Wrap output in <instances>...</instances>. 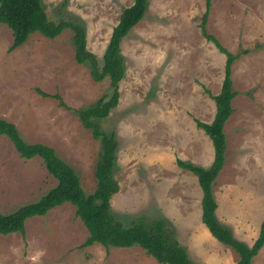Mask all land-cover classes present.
I'll use <instances>...</instances> for the list:
<instances>
[{"label":"rangeland","instance_id":"obj_1","mask_svg":"<svg viewBox=\"0 0 264 264\" xmlns=\"http://www.w3.org/2000/svg\"><path fill=\"white\" fill-rule=\"evenodd\" d=\"M41 2L50 20L84 27L86 48L100 65L112 28L133 0ZM205 3L148 0L120 43L124 76L117 104L96 121L117 142L113 213L125 224L165 220L194 264H235L237 252L201 221L196 176L177 163L208 167L214 156L195 120L213 118L226 55L203 35ZM205 29L234 55L237 91L223 127L224 163L212 184L215 215L235 239L251 245L264 216V0H210ZM73 36L70 28L53 39L33 32L10 51L12 32L0 23V119L14 125L12 135H0L1 213L35 202L57 183L41 157L20 155L13 137L51 147L86 193L96 187L101 143L77 110L108 99L110 80H93L89 65L77 62ZM87 236L74 205L65 202L27 219L23 233L0 234V264H161L139 246H83ZM251 264H264V245Z\"/></svg>","mask_w":264,"mask_h":264},{"label":"trees","instance_id":"obj_2","mask_svg":"<svg viewBox=\"0 0 264 264\" xmlns=\"http://www.w3.org/2000/svg\"><path fill=\"white\" fill-rule=\"evenodd\" d=\"M147 2L148 0H133L131 5L122 9L118 22L112 28L102 56V63L99 65L96 55L86 48V31L79 23L50 20L41 0H0V23L11 30L13 37L9 47L10 51L22 45L33 32H39L53 39L66 28H70L74 32L73 41L77 62L89 65L90 75L95 81L108 77L111 87L108 99H99L93 107L77 110L83 126L88 128L93 137L101 143L94 168L96 187L93 192H85L72 167L58 159L51 147L41 143H28L12 136L16 139L15 147L20 155L25 158L41 157L45 168L57 180V183L35 202L24 204L10 213L0 212L1 235L12 232L23 233L27 219L43 216L52 208L69 202L74 205L76 216L88 231L83 246H90L94 243H99L105 248L139 246L161 264H194L188 258L185 248L174 238L165 220H147L139 217L130 224H125L113 213L110 206L111 197L119 190L115 177L117 142L114 133L103 131L96 119L107 116L109 110L117 104L118 84L124 76L120 43L129 30L144 16ZM209 6L210 0H206L200 26L204 37L213 42L226 55V60L220 90L213 96L215 112L212 120L203 122L196 119L195 121L196 126L209 137L213 145L214 156L208 167L182 160H178L177 163L179 167L189 170L197 178L202 191L201 220L211 235L237 252L238 259L235 264H251L252 258L264 245V218L258 236L251 245H247L235 239L231 231L220 224L215 215L217 203L212 193V184L224 163L226 138L223 127L233 111L231 101L237 95V91L232 87L231 78L234 55L205 29ZM13 131L12 123L0 119V135L10 136Z\"/></svg>","mask_w":264,"mask_h":264},{"label":"crops","instance_id":"obj_3","mask_svg":"<svg viewBox=\"0 0 264 264\" xmlns=\"http://www.w3.org/2000/svg\"><path fill=\"white\" fill-rule=\"evenodd\" d=\"M222 203V202H221ZM221 203L219 202V205H221ZM218 206V205H217ZM217 208V207H216ZM201 212H202V210H201ZM263 218H264V216H263ZM183 219H187V217H185V218H183ZM191 220V219H190ZM202 221V220H201ZM187 222H188V220H187ZM262 222V221H261ZM261 222H260V225H261ZM203 223V222H202ZM188 224H189V222H188ZM201 224V223H200ZM190 225V229H191V223L189 224ZM259 229H260V226H259ZM193 231V230H192ZM206 231V230H205ZM259 233V232H258ZM218 241V240H217ZM219 242V241H218ZM221 243V242H220ZM218 244V243H217ZM219 245V244H218Z\"/></svg>","mask_w":264,"mask_h":264}]
</instances>
